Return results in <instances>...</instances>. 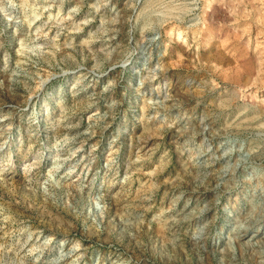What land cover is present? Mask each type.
<instances>
[{"label": "rangeland", "instance_id": "obj_1", "mask_svg": "<svg viewBox=\"0 0 264 264\" xmlns=\"http://www.w3.org/2000/svg\"><path fill=\"white\" fill-rule=\"evenodd\" d=\"M0 264H264V0H0Z\"/></svg>", "mask_w": 264, "mask_h": 264}, {"label": "bare ground", "instance_id": "obj_2", "mask_svg": "<svg viewBox=\"0 0 264 264\" xmlns=\"http://www.w3.org/2000/svg\"><path fill=\"white\" fill-rule=\"evenodd\" d=\"M206 157H207V156H206ZM212 163H213V162H212ZM248 223H249V222H248ZM252 226H253V225H252ZM252 226L250 225V226H247L246 229H244L245 227H244L243 229L245 230V232H248V231L251 229ZM245 232H244V233H245ZM239 233H241V232H239ZM243 235H244V234H243ZM238 236H240V235H238Z\"/></svg>", "mask_w": 264, "mask_h": 264}]
</instances>
